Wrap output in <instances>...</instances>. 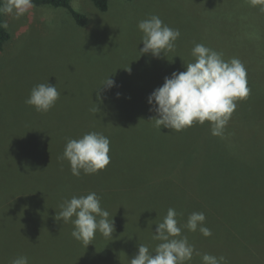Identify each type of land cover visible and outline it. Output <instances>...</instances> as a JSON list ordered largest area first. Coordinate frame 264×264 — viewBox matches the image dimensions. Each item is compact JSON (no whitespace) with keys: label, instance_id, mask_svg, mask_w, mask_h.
Returning a JSON list of instances; mask_svg holds the SVG:
<instances>
[{"label":"rangeland","instance_id":"374dc122","mask_svg":"<svg viewBox=\"0 0 264 264\" xmlns=\"http://www.w3.org/2000/svg\"><path fill=\"white\" fill-rule=\"evenodd\" d=\"M72 5L87 16L85 25H79L67 8L48 4L30 3L19 16L15 10L12 13L3 12L4 25L11 37L0 51V112L4 110L7 114L19 116L16 125L24 130L19 129L22 133L13 135L0 145L10 146L11 157L17 154L21 157L23 152V158L35 161L29 169L39 182L41 191H55L54 183L68 172L67 169H71L70 163L62 159L69 138L82 137L94 119L99 123L107 122L114 107H117L115 103L136 102L137 123H140V116H156L150 110L149 95L163 85L166 76L174 71L186 70L185 63L194 60L191 55L194 45L200 43L219 53L222 50L227 55L225 60L238 58L246 72L250 70L255 73L254 78L257 79H247L249 95L236 101L237 107L224 128L228 131V137L236 138L237 142L235 140L228 149L204 159L198 142L192 141L197 148L190 146L183 152L180 146L174 157V165L169 169H166L164 162L150 161L160 165L163 172H171L177 177L173 187L175 191L182 189L187 195L190 190L192 195L196 194V197L204 200L208 190L207 197L212 202L221 198L231 201L229 213L237 210L240 200L243 201L242 205L248 203L246 206L251 208L249 215L252 214V222L246 227L248 230H260L253 232L261 240V249L264 250L262 5L254 7L250 0H110L107 11L99 10L92 0H72ZM152 15L159 16L164 24L180 31L173 50L165 55L162 53L160 57H154L151 53L141 54L139 50L143 47V33L138 23ZM109 77L115 81V86L102 85ZM40 83L56 85L60 93L55 105L47 112H38L34 106L25 103L31 89ZM0 119V131L3 137H8L7 129L11 131L8 117L3 119L0 115ZM143 123V126L150 128L148 131H153V136L157 132L160 140L164 138L159 130H155L157 127L153 129V120ZM198 126L199 123H194L180 132L191 131ZM208 128L211 130V127H207L203 131ZM137 139L136 134L121 128L114 141L116 148L127 156V147H140ZM131 156L133 154L128 155L126 158L129 160L121 166L115 160L110 166L113 172L111 176L101 170L94 174L81 172L80 176H84L83 181L80 180L83 187L94 177L107 181L110 177L113 181L108 182L105 190L110 187L115 193L121 192L120 178L129 173L134 181L140 182L144 177L140 174L143 166L138 160L130 159L133 158ZM233 162H238L239 173L236 175L239 180L246 166L248 172L250 170L257 174L246 173L244 194H240L242 183L235 184L239 180H234L233 176L219 169L232 170ZM162 176L164 179L155 185L153 191L158 195V201L165 205L169 196H173V188L169 174ZM256 190L258 197L251 201L249 198ZM212 207L213 210L218 208L216 204ZM228 227L227 235L231 236L228 237L232 242H238L233 225ZM199 243L198 246L213 249L211 252H219L218 258L228 245L209 243L206 238H201ZM231 250L232 255L240 256V251ZM194 263L198 264V260L195 259ZM222 264L245 263L225 259Z\"/></svg>","mask_w":264,"mask_h":264},{"label":"trees","instance_id":"16d2710c","mask_svg":"<svg viewBox=\"0 0 264 264\" xmlns=\"http://www.w3.org/2000/svg\"><path fill=\"white\" fill-rule=\"evenodd\" d=\"M92 1L101 11L109 9L110 0ZM6 2L7 0H0V9ZM30 3L67 8L79 25H85L88 21L86 15L74 8L72 0H30ZM10 37L11 33L4 25L3 11H0V51L3 50ZM220 53L223 54V51L220 50ZM226 56L223 54L224 59ZM230 59L231 57H229ZM246 74L248 80H257L254 78L255 73L250 72V70ZM116 105L117 107L116 109L114 107L111 117L106 120L109 125L107 122H95L93 118L87 133L92 131L102 133L110 140V163L104 170H101L108 176L113 173L110 167L112 163L116 160L121 166L129 160L126 157L130 154H133L131 156L133 158L130 159L138 160L143 166L140 174L144 177L140 182L134 181L131 173L127 176L122 175L121 182H119L121 192L116 191L118 195H115V191L111 190L110 187L105 190L108 182L110 184L113 181L110 177L108 181L94 177L83 187L80 180L83 181L84 176H74L70 168L67 169L66 176L64 175L54 183L55 191H41L39 182L29 169L30 164L34 165L35 161L31 158V161L23 158V152H21V157L18 154L11 157L10 146L8 144L0 145L2 148L0 152V264H11V261L18 256H26L28 264H130V259L138 252L139 243L148 245L150 250H154L156 245L160 243V241L153 239L157 228L156 223L162 221L169 208H174L178 213L176 219L180 226L187 223L188 216L192 212L205 214L204 226L211 230L210 236H204L199 230L191 232L182 228V235L187 236L189 244L193 245L201 255L208 253L217 256L219 253L211 252L213 249L208 250L207 247L198 246L201 238H206L209 243L228 244L229 247L226 246V250L224 249L221 255L219 254L220 257L237 259L245 264H264V250L261 249V240L256 232H253H260V230H248L246 227L252 222V214L249 215L251 208L246 206L248 203L242 205L243 201L240 200L237 210L234 213H229L231 209L228 206L231 201L221 198L219 201L214 200L212 202L207 197L208 190L205 192L204 200L196 197V194L192 195L190 190L187 195L182 189L175 191L177 177L171 172H163L164 170L160 165L151 163L152 160L156 163L161 161L167 164L166 169H169L170 166L174 165V157L177 156L179 147H183L181 149L183 152L190 146L195 147L192 141L196 144L198 142L203 158H209L220 153L223 149H228L230 145L235 143V140L237 142V139L228 137V131L224 129L222 134L218 136L212 135L209 128L207 131H203V129L210 127V123L206 121L204 125L200 124L197 128L187 132H174L164 127L155 129L153 126V129L159 130L164 136L160 140L157 132L153 136V131H148L150 129L147 127L148 125L143 126V121L146 124L155 116H138L140 123H137L135 108L138 104L136 102L127 101L124 104L120 102L119 105L115 103ZM0 115L3 119L8 117V128H11L10 132V129H7L8 137H3L0 131V143L2 144L5 140H10L13 135L22 133L19 129L24 130V128H18L16 125L19 123V116L7 114L4 110H1ZM121 128L138 136L137 141L140 147L138 149L127 147V156L120 152L118 147L116 148L114 141ZM233 163L232 170L220 167L219 169L233 176L234 180H239L236 175L239 173L238 162ZM247 169L248 166L244 170L243 177L241 176L239 181H235V184L237 182L242 183L240 194H244L246 190L245 175L248 172ZM81 172L83 173V170ZM248 173L250 174L251 171L249 170ZM253 173H251L253 176H257ZM163 174H169L172 188L174 187L172 191L174 197L169 196V201L165 205L158 201V195L153 191L155 185L164 179ZM255 182L257 188V181L255 180ZM90 192H95L100 197L101 207L110 213L109 219L114 220L115 231L112 236L107 238L97 231L94 239L86 246L72 237L71 233L74 227L72 223L58 221L56 214L60 211V204L66 199L87 195ZM255 197H258L257 190L251 194L249 199L254 201ZM215 204L218 208L213 210L212 206ZM229 225H233L238 242H232L229 238L231 236L227 235V231L230 230ZM262 241L264 243V239ZM231 248L237 252L240 251V256L232 255ZM201 255L194 253L192 259L186 264H195V259L198 260V264H203Z\"/></svg>","mask_w":264,"mask_h":264},{"label":"clouds","instance_id":"9594fccd","mask_svg":"<svg viewBox=\"0 0 264 264\" xmlns=\"http://www.w3.org/2000/svg\"><path fill=\"white\" fill-rule=\"evenodd\" d=\"M250 3L254 7L262 5L261 11H264V0H250ZM29 6L30 0H7L0 11L12 13L15 10L19 16ZM138 28L143 33L141 54L151 53L154 57L173 50L180 37L178 29L164 24L156 15L139 21ZM191 55L194 60L185 63V71H174L166 76L163 85L149 95L150 110L156 113L150 120L154 121L155 127L172 131H181L194 123L203 125L207 121L211 134L221 135L237 107L236 101L249 95L246 69L238 58L225 60L222 53L200 43L194 45ZM102 85L113 87L115 81L109 77ZM59 95L56 85L40 83L31 89L25 103L34 106L38 112H47ZM109 151V138L92 131L78 139L69 138L62 159L70 163L71 173L79 177L81 170L84 174H94L104 169L110 163ZM177 215L174 208L167 210L162 221L156 223L153 236L160 243L154 250L139 243L138 252L130 259V264H186L194 253L201 255L189 244L187 236L182 235V228L191 232L199 230L204 236H210L211 230L204 226L205 214L190 213L187 223L182 226L178 224ZM109 216L110 213L101 207L100 197L90 192L63 201L56 219L63 223L71 222L74 226L72 237L88 246L97 231L106 238L112 236L115 225ZM201 259L203 264H222L225 260L223 256L218 258L208 253L202 254ZM11 264H28V258L18 256Z\"/></svg>","mask_w":264,"mask_h":264}]
</instances>
